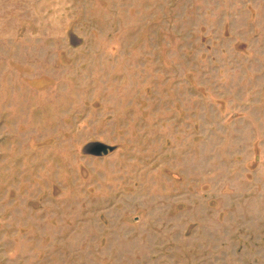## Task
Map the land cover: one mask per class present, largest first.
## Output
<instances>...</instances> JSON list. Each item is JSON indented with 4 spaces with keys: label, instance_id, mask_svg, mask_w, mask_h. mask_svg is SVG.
<instances>
[{
    "label": "rangeland",
    "instance_id": "obj_1",
    "mask_svg": "<svg viewBox=\"0 0 264 264\" xmlns=\"http://www.w3.org/2000/svg\"><path fill=\"white\" fill-rule=\"evenodd\" d=\"M0 264H264V0H0Z\"/></svg>",
    "mask_w": 264,
    "mask_h": 264
}]
</instances>
